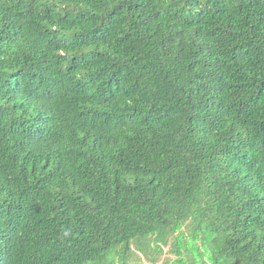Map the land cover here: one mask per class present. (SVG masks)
Returning <instances> with one entry per match:
<instances>
[{"label": "trees", "instance_id": "16d2710c", "mask_svg": "<svg viewBox=\"0 0 264 264\" xmlns=\"http://www.w3.org/2000/svg\"><path fill=\"white\" fill-rule=\"evenodd\" d=\"M142 255L264 264V0H0V264Z\"/></svg>", "mask_w": 264, "mask_h": 264}, {"label": "rangeland", "instance_id": "374dc122", "mask_svg": "<svg viewBox=\"0 0 264 264\" xmlns=\"http://www.w3.org/2000/svg\"><path fill=\"white\" fill-rule=\"evenodd\" d=\"M163 245V244H162ZM144 255H142V260H141V263H149L148 261H147V259L146 258H144L143 257ZM165 256H172L173 258H176V256H175V254H172L171 252L169 253V251H168V247H166L165 246V253H164V255L162 256V259H166V257Z\"/></svg>", "mask_w": 264, "mask_h": 264}]
</instances>
